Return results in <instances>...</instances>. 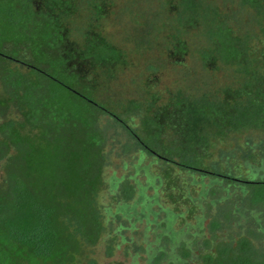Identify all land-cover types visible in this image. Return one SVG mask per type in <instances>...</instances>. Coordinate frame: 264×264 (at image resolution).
<instances>
[{"label": "rangeland", "instance_id": "1", "mask_svg": "<svg viewBox=\"0 0 264 264\" xmlns=\"http://www.w3.org/2000/svg\"><path fill=\"white\" fill-rule=\"evenodd\" d=\"M29 1L34 15L28 0H0V49L8 53L0 57V64L22 70L32 85L39 86L38 73L24 64L46 70L58 62L60 54L47 37L50 16L40 14L45 4L50 6L52 2ZM60 1L63 11L59 22L69 43L82 51L89 41L100 40L118 52L117 60L98 64L90 71L86 68L84 73L93 81L96 100L139 134L144 120L165 109L173 111L178 102L218 107L223 104L225 92L244 86L237 64L224 61L210 40L217 25L240 41L246 49L245 58L264 61V13L259 14L242 0H193L200 5V11L192 19L182 14L183 0ZM8 9L19 20L14 27L7 26L1 14ZM190 12L195 13L193 8ZM4 101L11 102V110H17L19 115L1 114L0 108V130L9 127L20 140L47 147L28 100L21 96L19 101H13L8 96ZM103 120L109 159L107 177L118 186L103 194L101 188L96 195V201L104 204L102 213L108 219L110 236L106 244L94 249L93 257L99 264H146L153 249L170 252L174 246L162 236L163 223L170 214L176 216L173 230L178 233H196L200 220L210 240L221 237L238 241L242 234L248 236L242 231L243 225L260 211L246 209L240 186L219 178L216 181L210 175L182 172L174 166L173 171L163 172L161 164L147 155L142 158V149L122 125L108 117ZM162 134L166 139L170 132L163 130ZM203 162L220 173L230 170L246 180L256 169H264V133L257 129L211 132ZM258 174L261 177L264 173ZM124 184L135 189L128 198L122 191ZM67 201L82 211L72 196ZM148 203L151 207L147 210ZM215 218L222 228L212 234L210 225ZM246 228L255 235L264 234L263 221ZM257 238L253 240L254 247L262 252L264 242ZM109 246L114 254L109 253ZM18 264H28L27 256Z\"/></svg>", "mask_w": 264, "mask_h": 264}, {"label": "trees", "instance_id": "2", "mask_svg": "<svg viewBox=\"0 0 264 264\" xmlns=\"http://www.w3.org/2000/svg\"><path fill=\"white\" fill-rule=\"evenodd\" d=\"M50 1L53 5L48 6L44 0L46 8L40 14L50 16L47 37L60 59L46 70L24 64L38 73L40 85H32L22 70L0 64L1 114L17 117L18 111L11 110V102L4 100L10 96L13 101H19L24 96L47 142L45 148L32 146L17 138L11 128L0 130V264H18L25 256L28 264H99L93 257L94 249L106 244L110 236L108 219L102 213L104 204L102 200L96 201V195L101 188L103 194L115 191L118 186L107 177L105 117L122 125L142 149V158L149 156L162 165L163 172L173 171L171 166H174L182 172L210 175L216 181L219 178L229 185L240 186L246 209L260 211L258 216L247 219L242 231L248 236L242 234L238 241L221 237L216 241L208 239L200 220L194 234L175 232L176 216L168 215L162 236L174 246L171 250L178 249L180 259L192 260L194 264H264V247L260 252L253 243L257 237L264 242V234L255 235L246 228L264 222V174L261 177L258 174L264 173L263 167L245 180L230 170L220 173L203 162L210 147L211 132L257 129L264 133V61L245 58L246 49L240 41L225 27L217 25L210 40L224 61L237 64L244 86L235 92H225L223 104L218 107L178 102L173 111L165 109L144 120L140 135L96 100L93 81L84 73L86 68L90 71L98 64L117 60L118 52L100 40L87 43L83 51L76 49L68 42L65 28L59 22L62 2ZM28 2L31 11L32 3ZM241 2L257 9L259 14L264 13L261 9L264 0ZM182 3V14L190 15L189 19L198 15L200 5L193 0ZM192 8L195 13L191 15ZM213 13L215 16V9ZM1 14L9 27L19 21L10 9ZM3 55L8 53L0 49V57ZM21 130L24 131L23 126ZM163 130L170 132L166 139L162 136ZM122 191L128 198L135 189L124 184ZM71 196L83 207L82 211L70 206L67 200ZM147 207L150 209L149 203ZM215 219L210 225L212 234L222 228L220 220ZM190 235L194 238L190 239ZM112 248H108L110 254H114ZM152 251L160 252L156 263L165 256L161 248Z\"/></svg>", "mask_w": 264, "mask_h": 264}, {"label": "flooded vegetation", "instance_id": "3", "mask_svg": "<svg viewBox=\"0 0 264 264\" xmlns=\"http://www.w3.org/2000/svg\"><path fill=\"white\" fill-rule=\"evenodd\" d=\"M99 11H102V10L99 9ZM88 44L90 45L92 43L88 42ZM159 254L160 252L158 251H152L149 255V259L147 260L146 264H194L192 260L185 261V260L180 259V254H179V251L177 250H171L170 252H166L164 254L165 256L161 259V261H159V263H156V260Z\"/></svg>", "mask_w": 264, "mask_h": 264}]
</instances>
